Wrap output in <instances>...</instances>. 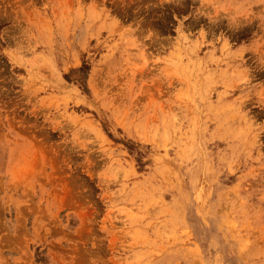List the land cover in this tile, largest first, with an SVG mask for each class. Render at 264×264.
I'll return each mask as SVG.
<instances>
[{
	"label": "rangeland",
	"instance_id": "rangeland-1",
	"mask_svg": "<svg viewBox=\"0 0 264 264\" xmlns=\"http://www.w3.org/2000/svg\"><path fill=\"white\" fill-rule=\"evenodd\" d=\"M0 264H264V0H0Z\"/></svg>",
	"mask_w": 264,
	"mask_h": 264
}]
</instances>
